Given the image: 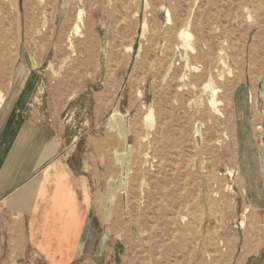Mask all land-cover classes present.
Here are the masks:
<instances>
[{"label": "rangeland", "instance_id": "374dc122", "mask_svg": "<svg viewBox=\"0 0 264 264\" xmlns=\"http://www.w3.org/2000/svg\"><path fill=\"white\" fill-rule=\"evenodd\" d=\"M17 73L127 163L109 262L264 264V0H0V100Z\"/></svg>", "mask_w": 264, "mask_h": 264}, {"label": "crops", "instance_id": "0c3cea01", "mask_svg": "<svg viewBox=\"0 0 264 264\" xmlns=\"http://www.w3.org/2000/svg\"><path fill=\"white\" fill-rule=\"evenodd\" d=\"M29 81L17 73L0 108V264H113V236L128 228L117 189L127 163L107 137L76 151V106L69 131L63 116L35 122Z\"/></svg>", "mask_w": 264, "mask_h": 264}, {"label": "bare ground", "instance_id": "6f19581e", "mask_svg": "<svg viewBox=\"0 0 264 264\" xmlns=\"http://www.w3.org/2000/svg\"><path fill=\"white\" fill-rule=\"evenodd\" d=\"M169 19L172 21V18H171V15L169 14ZM182 33L183 34H186L187 32L184 30V31H182ZM130 50L132 49L131 47L129 48ZM212 96L214 97V94H215V91H213L212 92ZM260 99H259V101H260V104H262V101L264 102V92H262L261 93V95H260V97H259ZM3 101V98L1 99V101H0V108L2 107V104H1V102ZM210 103L212 104V105H214V106H217V104H218V101L215 99V98H212L211 100H210ZM216 110L218 111V112H220V110L218 109V108H216ZM164 193V192H163ZM207 199V198H206ZM186 208V207H185ZM176 222V221H175ZM245 224V223H244ZM243 224V225H244ZM173 238H174V235L172 236ZM160 251V250H159Z\"/></svg>", "mask_w": 264, "mask_h": 264}, {"label": "water", "instance_id": "95a60500", "mask_svg": "<svg viewBox=\"0 0 264 264\" xmlns=\"http://www.w3.org/2000/svg\"><path fill=\"white\" fill-rule=\"evenodd\" d=\"M202 123L201 122H196L195 123V126H194V135H195V138L197 140H201L200 138H202V134H201V130H202ZM120 248L123 249V245L119 244Z\"/></svg>", "mask_w": 264, "mask_h": 264}]
</instances>
